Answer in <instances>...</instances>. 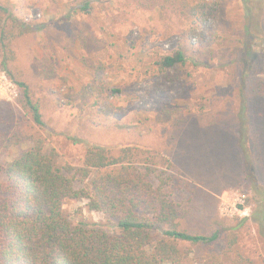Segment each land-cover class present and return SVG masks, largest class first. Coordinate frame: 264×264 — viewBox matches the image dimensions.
<instances>
[{
	"label": "rangeland",
	"instance_id": "rangeland-1",
	"mask_svg": "<svg viewBox=\"0 0 264 264\" xmlns=\"http://www.w3.org/2000/svg\"><path fill=\"white\" fill-rule=\"evenodd\" d=\"M85 3L87 11L82 10ZM0 4L10 14L8 70L29 85L40 105L45 125L38 132L47 149L55 150L56 167L81 166L87 148L99 144L114 157L127 149V161L173 173L181 185L190 180L184 172L189 173L194 161L202 180L193 182L201 190L196 196L198 209L206 208L218 219L250 217L247 200L252 191L241 160L237 113L244 96L247 144L262 179L264 128L255 122L252 87L264 81V0L250 2L254 19L246 16L242 0H0ZM249 19L258 27L251 43L256 54L243 59ZM178 49L201 63L189 62L165 78L157 62ZM18 96L17 88L16 97L0 101L16 106ZM26 148L12 147L0 162L12 161ZM0 180L5 177L0 175ZM174 188V200L185 204L191 187ZM86 203L68 200L63 210L73 223L116 231L112 221L89 210ZM187 226L198 233L208 228L203 223ZM240 239L242 252L264 263V246L252 221L241 230ZM178 246L184 264H199L195 247Z\"/></svg>",
	"mask_w": 264,
	"mask_h": 264
},
{
	"label": "trees",
	"instance_id": "trees-1",
	"mask_svg": "<svg viewBox=\"0 0 264 264\" xmlns=\"http://www.w3.org/2000/svg\"><path fill=\"white\" fill-rule=\"evenodd\" d=\"M242 2L246 16L254 19L252 0ZM82 10H88L87 3ZM9 16L8 9L0 4V65L19 96L16 106L0 101V158L12 147L26 144L27 148L12 161L0 162V175L5 177V181L0 180V264H184L179 244L195 247L199 264H259L240 249V232L248 221L253 222L264 246V184L260 182L264 177L259 179L256 174L247 144L248 105L244 96L237 114L241 160L252 191L247 200L252 206L249 218L218 219L206 208L202 212L198 209L196 196L201 190L193 182L200 184L202 180L194 161L189 173L184 172L190 180L181 185L173 173L127 161L129 150L122 149L121 155L114 157L99 144L87 148L81 166L65 164L58 168L54 165L55 150L47 149L38 132L45 125L40 105L29 85L8 70ZM250 19L242 45L243 59L256 54L251 43L258 27ZM189 62L195 66L201 63L178 49L157 66L161 75L170 78L171 70ZM252 93L257 101L255 122L264 128L263 80L255 82ZM172 165L180 172L181 166ZM174 186L191 187L185 204L174 200ZM68 200H86L89 210L102 212L116 231L110 233L82 221L73 223L63 210ZM188 223H203L208 228L192 232Z\"/></svg>",
	"mask_w": 264,
	"mask_h": 264
},
{
	"label": "built area",
	"instance_id": "built-area-1",
	"mask_svg": "<svg viewBox=\"0 0 264 264\" xmlns=\"http://www.w3.org/2000/svg\"><path fill=\"white\" fill-rule=\"evenodd\" d=\"M17 96V87L7 74L0 69V97L11 98Z\"/></svg>",
	"mask_w": 264,
	"mask_h": 264
}]
</instances>
